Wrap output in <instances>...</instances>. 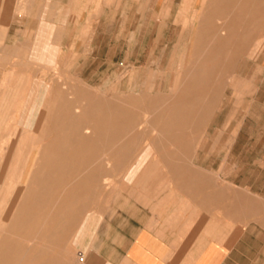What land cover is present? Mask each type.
<instances>
[{
    "label": "rangeland",
    "instance_id": "rangeland-1",
    "mask_svg": "<svg viewBox=\"0 0 264 264\" xmlns=\"http://www.w3.org/2000/svg\"><path fill=\"white\" fill-rule=\"evenodd\" d=\"M41 1L0 0V264H89L83 219L171 182L153 172L230 170L233 201L247 191L264 220V0H68V21ZM40 16L59 39L82 23L83 51L30 58ZM37 80L48 93L21 125Z\"/></svg>",
    "mask_w": 264,
    "mask_h": 264
},
{
    "label": "crops",
    "instance_id": "crops-1",
    "mask_svg": "<svg viewBox=\"0 0 264 264\" xmlns=\"http://www.w3.org/2000/svg\"><path fill=\"white\" fill-rule=\"evenodd\" d=\"M57 2L41 1L48 4L49 12L56 13L57 5H63L58 8L60 15L51 18L73 19L69 14L76 11L77 2ZM79 4L82 10L81 0ZM38 18L40 22L27 49L30 58L43 63L52 53L83 51V44L72 39L82 23L79 27L67 23L59 39V24L45 22L44 16ZM47 90L41 80L31 82L25 89L19 112L21 125L23 120H28L30 127L35 124ZM207 158L198 164H212L211 157ZM201 169L205 166L191 172H153L147 180L171 182L164 183L168 185L165 187L134 189V196L144 198L117 211L111 219L102 221L97 213L87 215L74 235L75 247L89 264H264V252L256 250L260 235H264V220L259 221L261 225L256 222L248 192L240 190L233 201L230 170L216 172L212 166L207 171Z\"/></svg>",
    "mask_w": 264,
    "mask_h": 264
},
{
    "label": "bare ground",
    "instance_id": "bare-ground-1",
    "mask_svg": "<svg viewBox=\"0 0 264 264\" xmlns=\"http://www.w3.org/2000/svg\"><path fill=\"white\" fill-rule=\"evenodd\" d=\"M222 32V31H221ZM196 59V58H195ZM193 62H195V61H193ZM191 65H192V63H190ZM194 66V65H193ZM191 79V78H190ZM192 79H193V77H192ZM120 112V111H119ZM85 113V112H84ZM16 170V169H15ZM7 263V262H6Z\"/></svg>",
    "mask_w": 264,
    "mask_h": 264
}]
</instances>
